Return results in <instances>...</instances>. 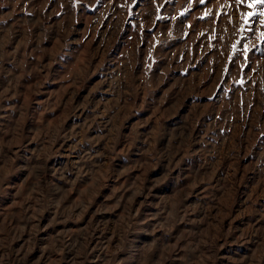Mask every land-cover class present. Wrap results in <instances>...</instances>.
<instances>
[{
	"label": "rangeland",
	"instance_id": "obj_1",
	"mask_svg": "<svg viewBox=\"0 0 264 264\" xmlns=\"http://www.w3.org/2000/svg\"><path fill=\"white\" fill-rule=\"evenodd\" d=\"M0 264H264V3L0 0Z\"/></svg>",
	"mask_w": 264,
	"mask_h": 264
},
{
	"label": "snow or ice",
	"instance_id": "obj_2",
	"mask_svg": "<svg viewBox=\"0 0 264 264\" xmlns=\"http://www.w3.org/2000/svg\"><path fill=\"white\" fill-rule=\"evenodd\" d=\"M254 3H264V0H254Z\"/></svg>",
	"mask_w": 264,
	"mask_h": 264
}]
</instances>
